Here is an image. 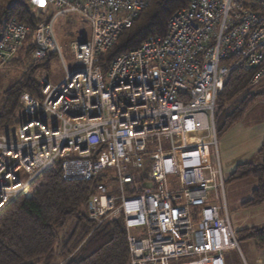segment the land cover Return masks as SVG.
<instances>
[{
  "label": "built area",
  "instance_id": "built-area-1",
  "mask_svg": "<svg viewBox=\"0 0 264 264\" xmlns=\"http://www.w3.org/2000/svg\"><path fill=\"white\" fill-rule=\"evenodd\" d=\"M32 2L57 9L31 35L35 60L62 58L59 17H80L88 33L71 43L76 70L57 84L43 80L41 99L21 95L28 120L18 141L0 134V215L60 167L68 183L100 179L89 218L96 229L123 216L129 264H228L240 246L223 204L216 103L236 70L251 72L253 86L264 82V17L244 0H189L164 37H149L105 71L101 59L151 0ZM28 36L15 19L0 31V70ZM49 116L58 126L46 125Z\"/></svg>",
  "mask_w": 264,
  "mask_h": 264
},
{
  "label": "trees",
  "instance_id": "trees-1",
  "mask_svg": "<svg viewBox=\"0 0 264 264\" xmlns=\"http://www.w3.org/2000/svg\"><path fill=\"white\" fill-rule=\"evenodd\" d=\"M0 1V31L12 19L29 28V36L15 65L27 64L28 70L5 92L0 110V132L22 118L20 98L28 93L42 98V84L35 74L38 64L32 63L31 35L49 18L35 13L31 0ZM264 17L261 0H244ZM189 0H151L123 30L115 47L101 59L104 69L117 56L135 50L149 37H164L173 13L185 8ZM37 63V62H36ZM259 98L264 99V82L252 85V73L232 72L225 81L216 103L215 123L218 137L243 119ZM259 164L237 166L231 181L257 180L244 208L264 205V141L258 151ZM100 179L92 182H65L60 167L44 174L37 182L31 199L19 198L0 215V264H129L127 232L122 215L112 217L95 229L88 215V202L96 193ZM238 242H255L264 249V224L237 232Z\"/></svg>",
  "mask_w": 264,
  "mask_h": 264
},
{
  "label": "rangeland",
  "instance_id": "rangeland-1",
  "mask_svg": "<svg viewBox=\"0 0 264 264\" xmlns=\"http://www.w3.org/2000/svg\"><path fill=\"white\" fill-rule=\"evenodd\" d=\"M0 1L10 2L9 0ZM261 1L264 4V0ZM30 9L35 13H42L46 18L51 17L57 11V9L51 8L48 4H36L32 0ZM53 28L61 48L62 58L60 55H52L47 60L37 61L31 55L32 63L39 66L35 70V74L40 83L46 79L52 84H57L65 77L66 71L72 72L77 69L70 48L71 43L80 35H86L85 33L87 32L86 25L81 21L80 17L75 15L59 17L55 21ZM28 66L27 64L20 66L10 64L0 70V110L4 104L5 92L20 80L24 72L28 70ZM27 120V117L22 115L19 122L10 126L5 132H0V134L15 136L18 141V129ZM58 124V120L52 116H49L46 121V125L51 128L58 126ZM263 141V98L256 100L241 121L218 137L216 155L218 156L225 184L224 193H222L223 204L226 205L231 225L236 232L264 224V205L256 208L243 207V204L251 199L253 191L258 187L257 180L253 178L241 181L230 180L238 165L245 163L259 164L261 162L258 151ZM19 175L23 181L27 180V175L24 172ZM239 246V251L230 253L228 264H264V249L258 244L249 241L241 242ZM258 260H261V263ZM172 264L179 263L173 262Z\"/></svg>",
  "mask_w": 264,
  "mask_h": 264
},
{
  "label": "crops",
  "instance_id": "crops-1",
  "mask_svg": "<svg viewBox=\"0 0 264 264\" xmlns=\"http://www.w3.org/2000/svg\"><path fill=\"white\" fill-rule=\"evenodd\" d=\"M51 7V6H50ZM87 32L85 33V34H87L88 33V29L86 30ZM228 258H229V256H228Z\"/></svg>",
  "mask_w": 264,
  "mask_h": 264
}]
</instances>
